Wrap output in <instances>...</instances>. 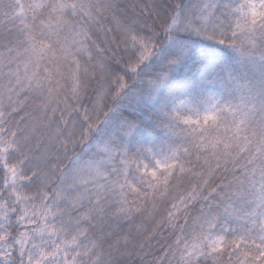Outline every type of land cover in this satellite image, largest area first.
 <instances>
[{"label": "snow or ice", "instance_id": "snow-or-ice-1", "mask_svg": "<svg viewBox=\"0 0 264 264\" xmlns=\"http://www.w3.org/2000/svg\"><path fill=\"white\" fill-rule=\"evenodd\" d=\"M0 264H264V0H0Z\"/></svg>", "mask_w": 264, "mask_h": 264}, {"label": "clouds", "instance_id": "clouds-1", "mask_svg": "<svg viewBox=\"0 0 264 264\" xmlns=\"http://www.w3.org/2000/svg\"><path fill=\"white\" fill-rule=\"evenodd\" d=\"M165 37L163 33L158 36V43L163 44ZM223 56L222 63H229V53L225 50L221 53ZM160 70V64L154 58L153 60V70L150 72L143 73L144 82L134 81V78L129 75L128 80L131 86L130 91L132 89L136 90L134 94L126 95L120 103L126 105L127 107L123 108L121 111L124 116L134 117L144 124L150 125L154 119H158L160 117L159 108L166 107L170 104L174 98L178 95H182L185 92L189 91L193 85L203 79L205 76L209 74V70L207 68L201 69L198 65L191 68L186 74L182 71L181 67L178 72H174L172 74L169 87L162 94V100L160 102V106L156 107V105L149 104L145 106L144 98L148 93L147 86V78L155 76V73ZM112 101H109L111 104ZM79 150V149H78Z\"/></svg>", "mask_w": 264, "mask_h": 264}, {"label": "trees", "instance_id": "trees-1", "mask_svg": "<svg viewBox=\"0 0 264 264\" xmlns=\"http://www.w3.org/2000/svg\"><path fill=\"white\" fill-rule=\"evenodd\" d=\"M159 62V61H157ZM203 60L201 58V55L199 53H192L190 54L188 57L185 58L184 62L181 65V69L182 71L186 74L191 68L195 67V66H199L201 69H203L201 67V65L203 64ZM162 100V97H160V99L156 102V107L160 106V102ZM144 104L145 106L149 105V101L147 99V96L144 98Z\"/></svg>", "mask_w": 264, "mask_h": 264}]
</instances>
